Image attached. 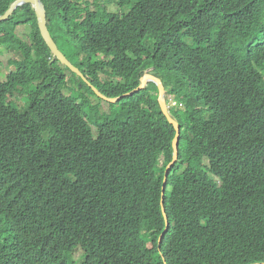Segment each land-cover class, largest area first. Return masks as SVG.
Instances as JSON below:
<instances>
[{
	"label": "trees",
	"instance_id": "obj_1",
	"mask_svg": "<svg viewBox=\"0 0 264 264\" xmlns=\"http://www.w3.org/2000/svg\"><path fill=\"white\" fill-rule=\"evenodd\" d=\"M40 2L84 77L31 4L0 23V264H264V0ZM149 70L166 214L157 84L93 91Z\"/></svg>",
	"mask_w": 264,
	"mask_h": 264
},
{
	"label": "water",
	"instance_id": "obj_2",
	"mask_svg": "<svg viewBox=\"0 0 264 264\" xmlns=\"http://www.w3.org/2000/svg\"><path fill=\"white\" fill-rule=\"evenodd\" d=\"M27 4H31L33 6L34 9V14L35 17L37 19V25L40 31V34L44 40V42L46 43V46L49 48L50 52H52L53 55H55L63 64H65L66 66H68L72 71L76 72L79 76L84 77L83 73L81 72L80 69H78L77 67L73 66L66 58L65 56H63V54L58 50L56 43L54 42V40L52 38H50L49 33L47 31L46 28V11L44 8V5H42V3L40 2V0H18L15 1L9 8V10L6 12V14L2 17H0V23L9 20L10 17L13 16V14L15 13V11L19 8L22 7L24 5ZM151 70H149L147 72V74L145 75V77H143L142 79V83H141V88L139 90H142V88L144 89L145 84L149 81V80H154V77L151 76L150 74ZM93 88V87H92ZM161 88V86H160ZM161 92H162V88H161ZM114 102V101H112ZM163 111L165 113L166 112V106L165 104L162 102V99H160ZM173 122V121H172ZM177 127V125H176ZM177 141V140H176ZM175 161L178 158V154H177V142L175 144ZM168 174V173H167ZM166 232H164V234L162 235V237L160 238V243L162 242L164 236H165Z\"/></svg>",
	"mask_w": 264,
	"mask_h": 264
},
{
	"label": "bare ground",
	"instance_id": "obj_3",
	"mask_svg": "<svg viewBox=\"0 0 264 264\" xmlns=\"http://www.w3.org/2000/svg\"><path fill=\"white\" fill-rule=\"evenodd\" d=\"M4 16V15H3ZM0 17H2V16H0ZM37 20V19H36ZM5 22V21H4ZM2 23V22H1ZM46 28H47V20H46ZM39 29V28H38ZM47 31H48V28H47ZM48 33H49V31H48ZM49 36H50V38H52L53 39V37H52V35H50V33H49ZM42 37V36H41ZM43 39V38H42ZM54 40V39H53ZM55 42V41H54ZM46 44V43H45ZM57 45V44H56ZM57 48H58V46H57ZM58 50H59V48H58ZM60 51V50H59ZM61 53H62V51H60ZM63 54V53H62ZM55 56V55H54ZM63 56H65L64 54H63ZM56 57V56H55ZM57 58V57H56ZM65 58H66V56H65ZM58 59V58H57ZM67 59V58H66ZM59 60V59H58ZM68 60V59H67ZM60 61V60H59ZM69 61V60H68ZM61 62V61H60ZM70 62V61H69ZM62 63V62H61ZM63 64V63H62ZM63 65H65V64H63ZM66 66V65H65ZM68 67V66H67ZM69 68V67H68ZM70 69V68H69ZM151 76H153L154 77V80H149L146 84H145V87H144V89L142 88V90H139L141 87H139V88H137L135 91H133L132 93H130V94H127V95H124V96H122V97H119V98H114V99H110V98H108V97H106V96H104V95H102L101 93H99L97 90H95V89H93V91H94V93L96 94V96H98L100 99H103V100H105V101H107V102H110V103H118V102H120L122 99H124V98H126V97H128V96H132V95H134V94H136V93H140L141 91H144V90H146L147 88H148V86H149V84H151V83H155V84H157V87H158V91H159V103H160V105H161V102H160V99H162V102L165 104V106H166V112L167 113H165L164 111H163V113L168 117V119H169V121H170V123L172 124V125H174V127H175V129H176V131H177V135H176V138H175V140H174V143H173V147H174V157H173V161L170 163V165L168 166V168H167V170H166V175H165V181H164V185H163V199H162V204H163V211H164V213L166 214V211H165V208H164V201H165V193H166V188L168 187V181H169V176H170V173H171V171H172V169L174 168V166L178 163V161H179V156H180V139H181V128H180V124L177 122V121H175L173 118H172V116L170 115V106H169V104H168V101H167V93H166V89H165V87H164V84H163V82L160 80V79H158L157 77H155L154 75H152L151 74ZM160 86H161V88H162V92H161V88H160ZM112 101H114V102H112ZM161 108H162V105H161ZM162 110H163V108H162ZM173 121V122H172ZM176 125H177V127H176ZM177 140V141H176ZM176 142H177V154H178V158H177V160L175 161V153H176V151H175V144H176ZM168 173V174H167ZM167 218V228L169 227V222H168V217H166ZM167 229L165 230V232L167 233ZM164 234V233H163ZM162 237V236H161ZM164 239V238H163ZM163 241V240H162ZM162 243V242H161ZM160 243V244H161Z\"/></svg>",
	"mask_w": 264,
	"mask_h": 264
},
{
	"label": "rangeland",
	"instance_id": "obj_4",
	"mask_svg": "<svg viewBox=\"0 0 264 264\" xmlns=\"http://www.w3.org/2000/svg\"><path fill=\"white\" fill-rule=\"evenodd\" d=\"M108 9H109L110 11H114V12L117 11V7H114V6H109ZM20 35L25 36V35L23 34V32H21V31H20ZM10 58H11V55L8 53V54H7V57H6L5 59H2V62L4 63V66H3V72H4V74H6V73L9 71V68L7 67V62H8V60H9ZM1 77L5 78L4 75H2ZM87 81H88V80H87ZM158 94H159V93H158ZM91 99H92L93 101H96L94 97H91ZM105 102H107V101H105ZM107 103H108V102H107ZM174 105H176V103L174 102V100H172V101H171V106H174Z\"/></svg>",
	"mask_w": 264,
	"mask_h": 264
}]
</instances>
